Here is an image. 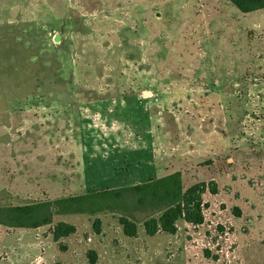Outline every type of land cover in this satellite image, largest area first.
I'll list each match as a JSON object with an SVG mask.
<instances>
[{
    "label": "rangeland",
    "instance_id": "obj_1",
    "mask_svg": "<svg viewBox=\"0 0 264 264\" xmlns=\"http://www.w3.org/2000/svg\"><path fill=\"white\" fill-rule=\"evenodd\" d=\"M176 170L185 188L215 182L202 224L134 237L113 213L0 224V264H264V8L0 0V206ZM59 221L75 231L54 241Z\"/></svg>",
    "mask_w": 264,
    "mask_h": 264
},
{
    "label": "trees",
    "instance_id": "obj_2",
    "mask_svg": "<svg viewBox=\"0 0 264 264\" xmlns=\"http://www.w3.org/2000/svg\"><path fill=\"white\" fill-rule=\"evenodd\" d=\"M243 13L264 8V0H228ZM208 187L216 193L215 182L183 186L181 172L176 170L146 181L116 187L91 189L74 195L59 196L25 204L0 206V224L12 228H38L52 223L55 215L102 213L118 215L125 236L134 237L139 225L144 234L159 232L175 234L178 220L197 226L203 223L202 194ZM101 219L95 217L92 226L100 232ZM75 231L73 224L59 221L52 227L54 241ZM91 263L95 262V253Z\"/></svg>",
    "mask_w": 264,
    "mask_h": 264
}]
</instances>
